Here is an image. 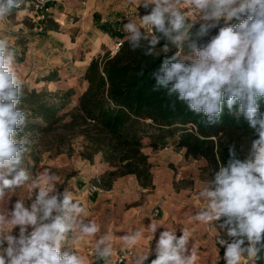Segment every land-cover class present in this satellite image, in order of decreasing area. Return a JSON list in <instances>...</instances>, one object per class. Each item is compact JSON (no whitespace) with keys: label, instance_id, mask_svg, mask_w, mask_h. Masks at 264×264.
Listing matches in <instances>:
<instances>
[{"label":"clouds","instance_id":"clouds-1","mask_svg":"<svg viewBox=\"0 0 264 264\" xmlns=\"http://www.w3.org/2000/svg\"><path fill=\"white\" fill-rule=\"evenodd\" d=\"M184 2L199 12L198 18L189 19L192 11L180 10L181 0H140L145 10L140 23L147 30L129 21L125 40L145 56H162L153 73V91L175 96L201 116L205 127L222 122L226 105L237 122L243 117L252 130L255 139L250 138L246 152L243 146H228L227 161L198 192L205 205L192 219L203 224L222 220L219 229L226 238L218 236L217 243L224 248L225 264H257L264 250V0ZM23 3L0 0V19ZM234 19L239 22L230 23ZM214 29L217 34L205 42ZM23 89L16 53L0 38V200L26 185L30 198L38 189L30 206L17 199L9 207L8 198L0 209V264H85L73 246L87 237H96L93 254L107 261L113 254L112 237L97 235L100 226L84 219L81 202L67 189L57 190L59 177L44 169L33 179L23 166L32 144L31 132L25 131L31 113L20 107ZM17 227L18 234H13ZM146 228V239L152 242L160 225L151 220ZM180 231L179 236L168 228L160 231L154 249L131 251L132 264H196L195 252L189 254L187 247L191 233ZM142 238V229L119 236L128 249Z\"/></svg>","mask_w":264,"mask_h":264},{"label":"trees","instance_id":"trees-1","mask_svg":"<svg viewBox=\"0 0 264 264\" xmlns=\"http://www.w3.org/2000/svg\"><path fill=\"white\" fill-rule=\"evenodd\" d=\"M140 10L145 11L141 6ZM238 22L234 19L230 23ZM43 28L59 30L60 26L46 18ZM217 32L218 29L212 30L205 42ZM161 58L145 56L143 49L132 50L125 40L115 54L108 51L94 57L84 74L76 77L87 87L74 105V86L59 93L23 89L21 107L34 118L28 120L26 130L36 129L44 137L52 136L50 148L57 153L64 147L72 150L74 141L79 140L78 152L83 159L93 162L97 155H102L110 167L100 176L104 189H110L116 179L126 175H135L141 186L153 188V164L144 148H160V141L173 135L179 136L176 148L184 149L186 157L207 162L211 179L213 171L227 161L230 144H235L237 150L243 146L246 152L250 138L255 137L243 117L237 122L226 105L222 122L205 127L200 123L201 116L189 111L175 96L169 98L164 90L153 91V73ZM141 70L143 75L139 74ZM45 79L61 78L50 74ZM261 111L264 112V101ZM146 138H150L149 143ZM221 222L214 221V226L219 229ZM220 237H225L221 230ZM260 256L257 264H264V250Z\"/></svg>","mask_w":264,"mask_h":264},{"label":"crops","instance_id":"crops-1","mask_svg":"<svg viewBox=\"0 0 264 264\" xmlns=\"http://www.w3.org/2000/svg\"><path fill=\"white\" fill-rule=\"evenodd\" d=\"M32 2L25 0L21 8L12 10L14 19L19 25L25 22L30 24L32 29L40 32L39 36H45L51 50L57 45L58 50L61 49L59 53L63 51L64 55L56 56L54 60L64 61L66 66L74 68L69 74L72 77L74 73L83 75L91 60L110 51L115 40L125 39L127 33L124 24L128 23L125 21L130 19L129 14L135 13V17L144 14L140 10V0H49V12L34 11ZM179 7L194 10L184 0ZM46 18L53 19L60 29L44 30L43 20ZM64 70H56L57 73L50 69L42 75L57 74L61 78ZM57 81L60 79L46 80L47 83ZM86 87L87 83L83 82L82 90ZM178 142L179 136L173 135L161 140L159 149L151 146L144 148L153 164V188H144L135 175H126L116 179L110 189H104L100 185V176L110 168L108 163L103 161L100 154L91 162L83 159L79 152L68 156L69 164L74 165L78 172L74 175L67 173L68 180L63 188L81 202L85 208L84 219L93 220L100 226L97 235L107 233L112 237L114 250L125 247L119 236L130 230H144V238L134 249L150 251L154 249L160 231L168 228L179 236L180 229L187 228L191 233L188 253L191 250L195 252L196 264H225L224 248L217 243L220 230L214 226V221L203 224L192 219L205 205V201L198 196L205 182L210 180L201 173L200 165L204 160L186 157L184 149L176 148ZM93 185L99 186L102 191L94 190ZM156 209L160 212L157 213ZM151 220L160 225L152 242L146 239L150 235L146 227ZM95 239L85 238L84 242L73 246L74 250L85 257V264H113L102 262L94 256ZM154 258L153 253L150 260ZM242 264L246 262L242 261Z\"/></svg>","mask_w":264,"mask_h":264},{"label":"rangeland","instance_id":"rangeland-1","mask_svg":"<svg viewBox=\"0 0 264 264\" xmlns=\"http://www.w3.org/2000/svg\"><path fill=\"white\" fill-rule=\"evenodd\" d=\"M181 1L183 2V0ZM180 10L184 11L186 14L188 13V8H180ZM192 13L193 15L190 16L192 17V19L198 18V11L193 10ZM128 16L130 17V19H126L125 22H129L132 19L138 27H141V16L135 17V13L129 14ZM125 17L126 16H124V18ZM190 17L189 19H191ZM74 21H76V19H74ZM223 23L224 22L221 21V25H223ZM29 25L30 24H27L26 22L24 25H19V23L14 19V14L12 12L10 16L4 19H0V38H6L9 42L10 47L16 53L18 61V72L24 82V89H36L38 91H46L48 93H59L66 91L71 86H74L77 92V94L73 98H71V105H74L76 103L77 96L83 89V82H78L76 80L75 76L78 75L77 73H74L75 76L73 77L69 76V74L75 70L74 68H72L71 66H66V64H64V61L56 62V60H54L56 56H60L61 54V56H63L64 52L62 51L59 53L61 49L58 50L59 47H56L57 45L55 46L54 42L50 43L55 46L54 49L51 50L50 45L46 44L45 36H39L40 32L36 29H32ZM121 39L123 40L124 38H120L118 40ZM116 41L117 40H115V42ZM50 69H54L55 71L65 69L64 72H62V76L59 82H46V76L42 75V73H46V71H50ZM56 72L58 73V71ZM50 97L54 98L53 96L47 95V98L50 99ZM24 110L26 112H29L26 109ZM29 119L34 120L33 114L28 117V120ZM25 131L31 132L32 144L31 151L25 157L23 166L29 170L33 179H35L38 173L43 172L44 169H49L59 177V180L56 183L57 190H65V188L63 187L64 183H66V181L68 180V177L66 178L67 173H71L74 175L78 172L75 169L74 165L69 164L70 158H68V156H72L79 151L80 141H74L73 147L75 148H73L72 150H70L68 147H64L61 150V153H57L56 149L50 148L52 144V136L44 137L36 129H25ZM145 141L146 143H149L150 138H146ZM146 147H149V145H146ZM204 161L203 164L200 165V168L202 169V176L205 178H210V172L207 169V162L205 161L206 164H204ZM29 183H31V180L29 181ZM30 190V185H26L17 189L13 193H9L8 197H6L5 200H0V209L6 206L8 198H11L9 207H11V204L14 203L17 199L24 200L26 206H30L32 200L35 199V194L38 189L33 190L31 198L29 196ZM13 234H18V227L13 229ZM65 248H67V245L62 246V251Z\"/></svg>","mask_w":264,"mask_h":264},{"label":"built area","instance_id":"built-area-1","mask_svg":"<svg viewBox=\"0 0 264 264\" xmlns=\"http://www.w3.org/2000/svg\"><path fill=\"white\" fill-rule=\"evenodd\" d=\"M32 9L34 11L49 12L51 10V5L49 4V0H33ZM146 30H147L146 27L141 25V31H146ZM124 41H125L124 39L123 40L122 39L121 40H117L114 43V46L111 48L110 52L112 54H115L121 48V46L123 45ZM93 189L96 190V191H99V192L102 191V189L99 186H97V185H93ZM156 212L159 213L160 210L156 209ZM133 250H135V249H128L126 247H124V248H122L120 250H114L113 249V254L107 261L102 260V259H100V260L102 262H111L113 264H127L129 262H132V257L130 255V253Z\"/></svg>","mask_w":264,"mask_h":264}]
</instances>
